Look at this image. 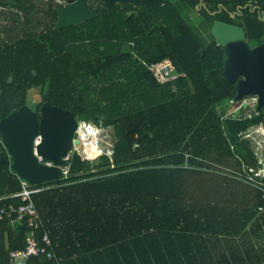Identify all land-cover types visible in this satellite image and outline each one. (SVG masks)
Here are the masks:
<instances>
[{
  "label": "trees",
  "instance_id": "16d2710c",
  "mask_svg": "<svg viewBox=\"0 0 264 264\" xmlns=\"http://www.w3.org/2000/svg\"><path fill=\"white\" fill-rule=\"evenodd\" d=\"M84 1L102 14L55 28L57 0H0V118L36 89V111L48 102L112 129L110 155L73 152L66 175L35 184L37 236L60 264H264V199L245 181L257 157L247 139L245 155L228 142L235 86L220 46L169 2ZM166 57L185 75L159 83L148 64ZM259 123L264 107L247 126ZM10 163L0 138V209L21 203ZM29 229L0 218V264Z\"/></svg>",
  "mask_w": 264,
  "mask_h": 264
},
{
  "label": "water",
  "instance_id": "95a60500",
  "mask_svg": "<svg viewBox=\"0 0 264 264\" xmlns=\"http://www.w3.org/2000/svg\"><path fill=\"white\" fill-rule=\"evenodd\" d=\"M102 1L110 9L116 3L138 0ZM100 14L101 10L88 6L84 0H65L64 6L56 7L54 27L75 25ZM212 33L216 43L224 47L221 77L235 84L232 101L255 95L256 110L260 111L264 107V44L250 49L240 40L239 29L218 21L214 22ZM235 46L240 52H233ZM236 62L243 64L236 68ZM237 74L244 76L236 80ZM233 109L231 107V111ZM255 117L256 114L223 117L228 142L240 155L247 153L239 144L240 133ZM77 126L78 120L71 111L48 102L42 103L39 111L22 104L1 117L0 138L11 157L10 171L29 184L50 181L62 175L73 145H80Z\"/></svg>",
  "mask_w": 264,
  "mask_h": 264
},
{
  "label": "built area",
  "instance_id": "2783aa9c",
  "mask_svg": "<svg viewBox=\"0 0 264 264\" xmlns=\"http://www.w3.org/2000/svg\"><path fill=\"white\" fill-rule=\"evenodd\" d=\"M148 69L151 72L154 79L159 83L175 81L179 77H182L185 75L184 72H179L176 70L172 60L168 57L149 63ZM255 104H256V96L255 95L247 96V97L242 98L238 102L237 108L247 105L253 110L255 109ZM225 116H230V115L225 114L224 117ZM90 127L91 125L89 122L78 121V126H77L76 131H77V138L80 140L81 144L86 143V135L87 133H89V131H91ZM260 127L263 130L259 128L253 130V132L255 133H257L258 131H261L259 139H255L254 136L251 135V133L247 132V129L249 127L248 128L246 127V129L240 133V139L241 138L250 139L251 141L258 144V146L264 145V126L261 125ZM95 145H96V148H95L96 150L97 149L102 150L99 147V141L95 142ZM253 150L257 157L258 167L256 169L254 167L248 168V172L252 174H249L245 181H247L249 184L253 185L254 187L260 189L261 198L264 199V179H263L264 178V151L258 152L256 147ZM73 152H76L77 154L80 155V153L76 151V145H73L72 149L70 150L69 155L67 156V162L69 160L70 155ZM100 153L103 154V152L101 151V152H98L97 155H99ZM108 155H110V153ZM83 158H87V157H83ZM67 170H68V163L66 166L62 168V174L66 175ZM20 181L22 185L21 190L12 194L11 196L19 197L21 200V203L17 206L10 204L7 208H1L0 218H2L3 215L10 217L12 214H15L16 220L26 219L27 224L30 229L27 235L25 236L24 247L21 249L12 250L9 252L7 264H25L27 258L33 255H44L47 259L52 260L50 264H60V260L55 256L52 250V243H51V240L47 232L44 231L39 237L36 234V231L42 226V219L34 204L32 195L40 191L41 188L35 186V184H29L22 180ZM262 208H263L262 206H258L259 210H261Z\"/></svg>",
  "mask_w": 264,
  "mask_h": 264
},
{
  "label": "flooded vegetation",
  "instance_id": "af4514ba",
  "mask_svg": "<svg viewBox=\"0 0 264 264\" xmlns=\"http://www.w3.org/2000/svg\"><path fill=\"white\" fill-rule=\"evenodd\" d=\"M156 1L159 2L161 9H163L166 2L177 6L184 19L192 22L201 32L202 38L208 42L215 41L212 27L214 22L218 21L239 29L242 34L240 40L244 42L246 47L252 49L264 44V0H198L194 7L187 6L186 0ZM58 2L60 3L58 6L65 5V0H60ZM216 45L218 44L216 43ZM219 46L222 50L221 60H223L224 47L221 45ZM234 51L240 52L237 46L233 47V52ZM242 64L236 62V68L240 67L239 65ZM243 76V74H237L236 80ZM238 102L239 101H231V106L234 107L233 104ZM245 107L249 108L247 105H244L240 108H234V111L230 112L236 114L233 115L235 117L252 116L254 114L257 116L260 112L256 110V104L252 112H243ZM262 108L263 107H261V109ZM250 126L252 125H248L247 128Z\"/></svg>",
  "mask_w": 264,
  "mask_h": 264
},
{
  "label": "rangeland",
  "instance_id": "374dc122",
  "mask_svg": "<svg viewBox=\"0 0 264 264\" xmlns=\"http://www.w3.org/2000/svg\"><path fill=\"white\" fill-rule=\"evenodd\" d=\"M57 1H60V0H57ZM62 1H64V0H62ZM38 101H39V97H38V94H37V90L36 89L30 90L29 93H28V95H27V98H26V104L29 107H31L32 109H35V106L38 103ZM231 105L232 104L230 103V105L228 106L229 109L227 110L226 114H228L230 116H233V115H236V114H233L232 112H230L231 111L230 110V107H232ZM233 105H234V108H237L238 103H234ZM249 111L252 112L253 110L250 107L249 108H246L245 107L243 109V112H249ZM89 123L91 125L90 129H91V132L92 133L89 134L90 131H89V133H87V135H86V137H87L86 138V143H88L90 145H94L95 148H96L95 142L99 141V147L102 150H98L97 149V153L102 151L103 154H105V153L106 154H109L111 152V146H112V143H113V136H112V129H111V127H105V128L104 127H100V126L98 127V126H96L92 122H89ZM261 125H260V123L259 124L252 125L251 127H249L247 129V132L251 133V135L254 136L255 139H259L260 138V132L261 131H258L257 133H255V132H253V130L254 129H257V128L262 129L260 127ZM96 127H97V130H96ZM95 133L99 134V136L97 138L98 140L94 136ZM247 141H249L251 143L250 145L252 146V149H255V147H256V149L258 150V152L259 151L260 152H263L264 151V145H262L263 147L262 146H258V144H256L255 142L251 141L250 139H247ZM76 151L79 152L80 155H82L83 157H87V158H83L81 156L83 159H88V160L94 161V162L98 160V157L101 154V153L99 155H97V153L91 154V155L88 154L86 152L85 148H84V144H81V143H80V145H76Z\"/></svg>",
  "mask_w": 264,
  "mask_h": 264
},
{
  "label": "bare ground",
  "instance_id": "6f19581e",
  "mask_svg": "<svg viewBox=\"0 0 264 264\" xmlns=\"http://www.w3.org/2000/svg\"><path fill=\"white\" fill-rule=\"evenodd\" d=\"M92 132L90 131V133L89 134H91ZM91 136V135H90ZM87 138V137H86ZM84 148H85V150H86V152L88 153V154H95V153H97V150L95 149V147H93V145H90V144H88V143H86V144H84Z\"/></svg>",
  "mask_w": 264,
  "mask_h": 264
},
{
  "label": "clouds",
  "instance_id": "9594fccd",
  "mask_svg": "<svg viewBox=\"0 0 264 264\" xmlns=\"http://www.w3.org/2000/svg\"><path fill=\"white\" fill-rule=\"evenodd\" d=\"M96 130H97V127H96ZM95 138L97 139L98 138V136H99V134H97V133H95Z\"/></svg>",
  "mask_w": 264,
  "mask_h": 264
}]
</instances>
